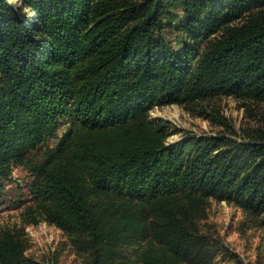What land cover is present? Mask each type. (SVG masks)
<instances>
[{
    "label": "trees",
    "instance_id": "16d2710c",
    "mask_svg": "<svg viewBox=\"0 0 264 264\" xmlns=\"http://www.w3.org/2000/svg\"><path fill=\"white\" fill-rule=\"evenodd\" d=\"M218 92L264 105V0H0V190L27 166L91 264H121L135 240L141 264H209L193 210L214 197L264 213V132L168 145L150 110ZM0 260L29 262L10 233Z\"/></svg>",
    "mask_w": 264,
    "mask_h": 264
},
{
    "label": "rangeland",
    "instance_id": "374dc122",
    "mask_svg": "<svg viewBox=\"0 0 264 264\" xmlns=\"http://www.w3.org/2000/svg\"><path fill=\"white\" fill-rule=\"evenodd\" d=\"M164 36L174 46L188 41L185 33L172 26L164 30ZM150 116L169 126L168 145L186 144L200 136L238 143L260 142L252 140V136L264 132L263 104L223 92L192 104H156ZM56 142L57 139H49L43 150L54 147ZM33 180L27 166L16 165L11 178L4 181L0 190V238L7 233L16 236L29 260L27 264H91L87 236L66 231L47 217L32 193ZM192 220L201 234L212 241L213 258L209 264H264V213L256 214L228 200L206 197L203 207L193 210ZM143 244L145 240L122 245L118 261L141 264L137 250ZM0 264L4 263L0 260Z\"/></svg>",
    "mask_w": 264,
    "mask_h": 264
}]
</instances>
